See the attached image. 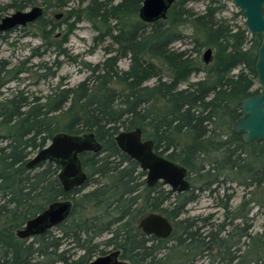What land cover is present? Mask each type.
Returning <instances> with one entry per match:
<instances>
[{"label":"trees","instance_id":"1","mask_svg":"<svg viewBox=\"0 0 264 264\" xmlns=\"http://www.w3.org/2000/svg\"><path fill=\"white\" fill-rule=\"evenodd\" d=\"M142 1L88 0L60 21L43 15L26 26L41 39L37 49L55 51V71L46 63L37 65L46 70L38 74L37 85L55 77L60 57L77 62L63 46L76 24L90 22L94 41L105 43V57L95 65L80 59L90 73L74 86L59 81L39 95L29 85L20 87L19 75L30 67L0 65V264H86L108 249L119 250L128 264H264V140L244 143L232 129L240 101L259 92L254 85L260 37L235 22L240 11L218 17L223 6L213 0L202 13L188 6L194 0H173L166 17L152 23L138 16ZM52 2L41 0V5L66 4ZM33 3L8 6L24 9ZM62 23L66 26L57 38ZM184 38L191 47H175ZM204 48L211 49L208 64L201 59ZM122 59L128 60L126 69L118 67ZM198 72L203 77L189 81ZM11 81L17 87L6 94ZM135 128L153 141L155 152L187 169L188 190L174 193L161 182L146 185L145 171L114 141L120 130ZM58 132H92L101 144L97 153L79 154L87 177L70 192L63 191L56 164L26 168ZM235 182L248 189V197L243 193L233 207L234 193L224 185ZM221 189L222 221L185 216L195 191ZM61 199L73 203L64 222L31 238L16 236L28 219ZM254 208L255 216L263 215L262 229L251 233L254 217L248 214ZM149 213L172 224L167 239L142 237L137 224Z\"/></svg>","mask_w":264,"mask_h":264},{"label":"water","instance_id":"2","mask_svg":"<svg viewBox=\"0 0 264 264\" xmlns=\"http://www.w3.org/2000/svg\"><path fill=\"white\" fill-rule=\"evenodd\" d=\"M216 3L232 1L243 17L244 26L251 35L260 37L255 61L256 81L259 93L248 96L240 101V116L233 122L232 129L241 135L244 143L253 140H264V0H213ZM173 0H143L138 12L139 18L145 23H152L166 17L167 10ZM40 6L27 10H16L0 19V33L8 32L17 27L33 24L43 16ZM61 15H55L59 18ZM203 63L211 60V49L207 48L202 57ZM114 141L117 147L130 159L136 161L146 172L145 182L152 186L161 182L174 193H181L190 188L187 169L177 162L167 159L154 150L151 139H144L140 128L120 130ZM101 150L100 142L92 132L71 134L55 133L46 146L37 150L27 161L26 168H32L42 162H52L59 167L58 180L64 192L80 187L86 180L79 154L83 152L97 153ZM72 207L70 200H58L50 203L43 211L28 219L24 226L16 231L20 239L31 238L45 233L63 222ZM139 227L145 234L157 238H167L172 232V224L158 213L144 216ZM87 264H128L121 260L119 251L114 250L92 259Z\"/></svg>","mask_w":264,"mask_h":264},{"label":"rangeland","instance_id":"3","mask_svg":"<svg viewBox=\"0 0 264 264\" xmlns=\"http://www.w3.org/2000/svg\"><path fill=\"white\" fill-rule=\"evenodd\" d=\"M22 1L23 0H0V7L5 8L2 12V17L9 15L16 10H27L31 6H42L41 0H34L32 5L24 9L8 6L13 3L18 5ZM52 1L54 4V0ZM87 1L88 0H83L82 2L80 0H66L65 6L60 8L51 7L48 9L45 17L53 21H60L67 10H71L73 8L75 9L79 5L84 6ZM218 4L223 6L218 12V17L230 18L238 11V8L232 3V1H223ZM206 5H208V0H194L188 4V6L196 13H202ZM55 15L61 16L56 19ZM243 21L244 19L242 16H237L235 19V22L238 24H244ZM65 26L66 25L62 23L60 28L55 30V34L59 33L57 38L60 37L61 29H64ZM95 35L96 31L93 29L90 22L85 20L76 24V28L68 36L67 42L63 47L70 55L78 57L77 62H70L60 57L59 59L62 60V64L56 70L55 77L41 79L37 85H34L33 83L37 81L38 74L46 73V70L37 69L38 64L46 63L51 68V71H55L54 66L51 65L52 60L55 58V51L53 49L46 51H43L42 48L37 49L42 43L41 39L36 34H32L29 30H27V27H17L11 31L0 33V65L5 64V66L9 68L15 65H20V63H24L26 67H30L28 72L19 75L22 79L20 87L25 84L29 85V87H31V91H34L39 95L48 93V91L59 81H62L64 85L74 86L80 81H83L90 73L88 69L79 64L78 61L80 59L91 65H95L100 63L105 57V52L103 50L105 43L102 45L97 44L94 41ZM174 45L179 48H190L191 42L189 38H184L183 40L176 42ZM206 49L207 48L202 49L201 59ZM127 66V59H122L118 64L120 69H126ZM202 77V72L194 73L190 76L189 81H196ZM154 81V79L150 80L149 83L152 84ZM17 84V81L9 82L6 88L3 89L4 93L8 94L11 89L17 87ZM254 88L259 89L257 81L255 82ZM224 186L229 187V189L226 190L227 193H234L229 202L233 207L239 204L243 193H245V196L248 197V189L243 190V188L237 185L236 182L226 184ZM223 193L224 190L222 189L213 193H209V191L197 193L195 191L197 198L187 206L185 216H188L191 219L196 217L204 218L211 216V221H222L224 218V211L218 206L217 202H219V199L222 198ZM255 211L256 209L254 208L248 214V217H254L253 220H249L252 225L251 233H255L262 229L261 224L263 215L259 214L255 216ZM235 223H238V221H235Z\"/></svg>","mask_w":264,"mask_h":264},{"label":"flooded vegetation","instance_id":"4","mask_svg":"<svg viewBox=\"0 0 264 264\" xmlns=\"http://www.w3.org/2000/svg\"><path fill=\"white\" fill-rule=\"evenodd\" d=\"M31 7H33V6H31ZM31 7H30V8H31ZM40 7L43 8V10H44L43 15H46L48 9H46L45 6H43V5L40 6ZM237 12H239V10H238ZM42 17H43V16H42ZM28 25H30V24H28ZM28 25H27V26H28ZM25 27H26V26H25ZM258 93H259V92H258ZM258 93H257V94H258ZM255 95H256V94H255ZM254 141H262V140H253V141H251V142H254ZM248 143H250V142H248ZM140 169H141V168H140ZM141 170H142V169H141ZM143 171H144V170H143ZM145 173H146V172H145ZM86 177H87V176H86ZM144 179H145V177H144ZM85 181H86V180H85ZM145 183H146V182H145ZM146 185H147V184H146ZM154 185H155V184H154ZM147 186H148V185H147ZM152 186H153V185H152ZM80 187H81V186H80ZM148 187H151V186H148ZM76 188H79V187H76ZM73 189H75V188H73ZM73 189H72V190H73ZM70 191H71V190H70ZM70 191H69V192H70ZM61 200H70V199H61ZM70 201H71V200H70ZM71 202H72V201H71ZM72 204H73V203H72ZM71 208H72V207H71ZM70 211H71V210H70ZM69 213H70V212H69ZM149 214H150V213H149ZM146 215H147V214H146ZM146 215H143V216L139 219L138 224H137V226H138V228H139V230H140V233H141L142 237L145 238V239H152V240H154V239H155V240H158V239H167L168 237H167V238H157V237H154V236H152V235L145 234V233L142 231V229L139 227V223H140L141 219H142L144 216H146ZM68 216H69V215H68ZM68 216H67V217H68ZM65 220H66V219H65ZM65 220H64V221H65ZM64 221H63V222H64ZM61 223H62V222H61ZM59 224H60V223H59ZM36 236H37V235H36ZM111 251H114V249H108V250L106 251V253H104V254H99V255H97V256L105 255V254H107V253H109V252H111ZM117 251H119V250H117ZM97 256H95V257H97ZM119 256H120V259H121V260H124L123 258H121L120 251H119ZM95 257H94V258H95ZM94 258H93V259H94ZM91 260H92V259H91ZM91 260H90V261H91ZM90 261H89V262H90ZM124 261H126V260H124ZM127 263H128V262H127ZM86 264H87V263H86Z\"/></svg>","mask_w":264,"mask_h":264}]
</instances>
